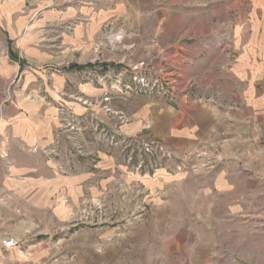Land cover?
Here are the masks:
<instances>
[{"label": "crops", "instance_id": "1", "mask_svg": "<svg viewBox=\"0 0 264 264\" xmlns=\"http://www.w3.org/2000/svg\"><path fill=\"white\" fill-rule=\"evenodd\" d=\"M178 2L190 6V26L200 23L197 8L202 5L205 12H214V7L221 13L228 11L226 0H217L216 5L215 0ZM165 5L166 0H0V29L13 61L11 54L17 56L13 45L20 38L30 40L31 30H62L50 36L83 50L79 60L64 71L87 74V68L93 69L94 86L84 81L83 88L93 94L91 106L109 108V115L97 113L103 126L121 136H151L179 156L184 150L209 149L210 162L217 161L213 168L195 167L188 174L158 169L152 178L140 175L137 179L145 188L149 208L123 231L112 233L115 239L105 247L110 264H264V0H246L239 6L241 19L231 40L233 58L223 50L203 52L195 40L158 37L171 14ZM175 25L192 28L181 20ZM116 29L131 37L130 29L153 31L154 40H133L136 45H188L194 64L173 73L186 80L174 104L148 100L131 109L127 101L124 110L118 109L114 74L118 66L109 59L112 55L105 52L103 41L108 36L109 43L115 44V36L107 34ZM141 60L142 56H136L133 64L141 65ZM73 65L84 68H70ZM108 96L109 100H103ZM25 107L29 117L17 112L15 94L0 117V264H43L37 260L34 242L10 249L2 246L3 240L33 235L18 223L30 213L23 205L47 204L52 194L39 191L31 198V189L37 186L32 175L38 170L24 165L21 157L28 148L50 140L51 133L42 137L43 128L32 116L31 104ZM77 236H85V231ZM93 249L84 239L68 242L62 250L67 256L74 254L75 260L58 264H108L102 262V251L95 245Z\"/></svg>", "mask_w": 264, "mask_h": 264}, {"label": "rangeland", "instance_id": "2", "mask_svg": "<svg viewBox=\"0 0 264 264\" xmlns=\"http://www.w3.org/2000/svg\"><path fill=\"white\" fill-rule=\"evenodd\" d=\"M178 1L166 0L165 6L171 14L166 28L159 31L158 37L195 40L201 48L208 46L203 52L223 50L229 58H233V30L241 19L239 6H243L246 0H226L228 11L224 13L215 7L214 12H205L202 5L197 8L200 23L191 26L193 15L190 6H182ZM216 1L214 5L218 3ZM179 20L183 26L192 28H185L188 30L186 33L175 25ZM61 31L33 29L30 40H17V46L13 45V48L16 57L24 60L23 65L9 58L3 30L0 29V117L12 105L16 94L17 112L22 117H29L30 112L25 105L31 104L32 116L35 115L43 128L42 137H46L45 132L51 133L50 140L28 148L26 155L21 157L24 165L31 164L38 170L32 175L37 186L32 187L31 198L39 191L52 194L48 195L47 204L23 205V209L28 208L30 213L24 218L25 222L18 223L30 228L33 235L19 236L18 244L25 247L34 242L39 262L58 264L62 260H75V255L67 256L69 253L62 247H66L68 242L72 245L80 238L91 245L90 251L94 250V245L97 251L100 249L102 262L110 264L111 255L105 247L115 239L112 233L123 231L129 221L149 208L145 188L137 179L140 175L152 178L158 169L169 173H187L195 167L208 170L217 161L210 162V154L195 156L197 150H184L182 155H175L151 136H121L114 128L103 126L97 113L109 115V108L105 104L100 109L91 106L93 94L85 93L83 88L84 81L90 87L94 86L93 69L87 68V74L64 71L70 63L79 60L83 50L69 40L50 36ZM129 31L133 32L132 37L125 35L124 30L110 32L113 35L120 32L123 38L115 50L111 49L108 36L103 40L105 52L112 55L109 59L118 66L117 72H114L119 86L114 88L117 89L116 99L120 102L118 109L124 110L127 101L132 104L131 109L139 108L148 100L174 104L179 87L186 82L185 78L176 77V70H184L194 64L188 45H136L131 42L154 40L153 31ZM146 54L149 56L146 57ZM136 56L143 57L144 66L139 65V61L133 64ZM21 64L22 68L18 71ZM171 66L174 70L169 71ZM107 99L109 96L103 98ZM19 212L23 214L21 210ZM80 231H85V236L78 237Z\"/></svg>", "mask_w": 264, "mask_h": 264}, {"label": "built area", "instance_id": "3", "mask_svg": "<svg viewBox=\"0 0 264 264\" xmlns=\"http://www.w3.org/2000/svg\"><path fill=\"white\" fill-rule=\"evenodd\" d=\"M116 34H119V35H114L115 36V39L114 40L115 41L117 40V41L115 42V44L114 43L112 44L113 50L117 49L118 44L121 42L120 38H122L120 32L119 33L116 32ZM204 47L205 48H208V46H204ZM205 48H202V49H205ZM185 53H186V51H185ZM141 65L144 66L143 63ZM185 66H187V65H185ZM197 151L198 152H195V156H197V157H199V156L203 157V155H206V154H208V155L210 154L211 155L209 149H204L203 148V149H199ZM17 244H18V241L14 240V239H9V240H3L2 241V246L5 249L13 248V247L17 246Z\"/></svg>", "mask_w": 264, "mask_h": 264}, {"label": "trees", "instance_id": "4", "mask_svg": "<svg viewBox=\"0 0 264 264\" xmlns=\"http://www.w3.org/2000/svg\"><path fill=\"white\" fill-rule=\"evenodd\" d=\"M11 58H13L14 61H17L19 64L21 63L20 59H19L18 57H15L13 54H11ZM19 67H20V69H21L22 64L19 65ZM70 68H72V69H76V70H80V69H83L84 66L73 65V66H71Z\"/></svg>", "mask_w": 264, "mask_h": 264}, {"label": "bare ground", "instance_id": "5", "mask_svg": "<svg viewBox=\"0 0 264 264\" xmlns=\"http://www.w3.org/2000/svg\"><path fill=\"white\" fill-rule=\"evenodd\" d=\"M114 39H115V38H114ZM114 39H113V40H114ZM114 41H115V40H114Z\"/></svg>", "mask_w": 264, "mask_h": 264}]
</instances>
